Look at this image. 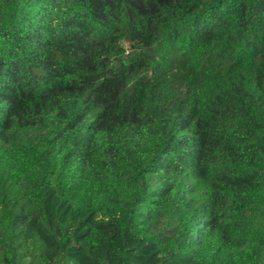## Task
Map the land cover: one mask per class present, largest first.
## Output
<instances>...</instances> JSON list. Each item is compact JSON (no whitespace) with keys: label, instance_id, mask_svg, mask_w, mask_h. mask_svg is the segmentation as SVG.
<instances>
[{"label":"trees","instance_id":"obj_1","mask_svg":"<svg viewBox=\"0 0 264 264\" xmlns=\"http://www.w3.org/2000/svg\"><path fill=\"white\" fill-rule=\"evenodd\" d=\"M0 264H264V0H0Z\"/></svg>","mask_w":264,"mask_h":264}]
</instances>
